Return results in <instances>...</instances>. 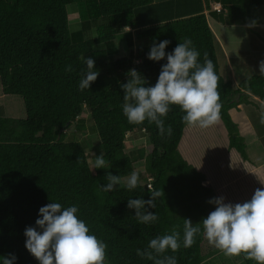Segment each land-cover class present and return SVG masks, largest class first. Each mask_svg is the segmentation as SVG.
<instances>
[{"label":"trees","instance_id":"1","mask_svg":"<svg viewBox=\"0 0 264 264\" xmlns=\"http://www.w3.org/2000/svg\"><path fill=\"white\" fill-rule=\"evenodd\" d=\"M70 4L78 10V30L70 29L66 11ZM215 4L220 11L213 9ZM208 17L223 26H248L255 20L253 27H262L264 0H0V92L19 96L25 109V118L15 119L6 117L0 106V264L9 254L16 257L14 264H39L25 248L24 231L36 227L35 221L42 218L39 209L51 202L78 206L77 215L90 234L108 246L106 264H154L136 250L146 249L151 239L170 234L177 225L181 247L164 253L174 255L177 264H209L224 254L209 244L202 225L195 244L183 247V219L195 225L208 216V206L215 208L208 202L207 208L201 204L215 197L214 191L178 151L188 126L182 120L185 113L178 105L170 106L164 121L173 132L162 137L154 122L130 123L122 109L121 85L130 79L129 71L136 70L145 80L143 86L151 87L167 63L166 57L147 58L153 43L170 41L165 52L171 53L187 37L200 53L199 62L203 64L208 53L215 65L228 148L247 160L244 138L230 115V110L244 106L264 150V72L237 79L234 88L220 73ZM256 34L258 40L261 35ZM258 48L255 44L253 50ZM120 52L126 55L114 59ZM84 57L94 59L99 75L89 89L79 90L87 71ZM69 65L70 72L66 71ZM83 111L100 144L95 156L103 155L107 169H93L86 145L77 140L88 130ZM139 133L147 136L148 154L143 148L126 151L127 137ZM139 161L144 162V174L135 189L117 186L105 192L100 188L107 184V173L122 179ZM153 189L164 193L156 199L155 209L148 208L159 219L143 224L127 202L148 200ZM246 257L240 254L243 264H257Z\"/></svg>","mask_w":264,"mask_h":264},{"label":"clouds","instance_id":"2","mask_svg":"<svg viewBox=\"0 0 264 264\" xmlns=\"http://www.w3.org/2000/svg\"><path fill=\"white\" fill-rule=\"evenodd\" d=\"M218 5L215 4L214 7ZM213 7V9H214ZM215 10V9H214ZM253 20L248 26L253 27ZM129 30V29H128ZM127 30V31H128ZM170 41L155 42L147 58L152 61L167 59L154 86L144 87L145 80L136 70H130V79L121 85L124 92L123 113L130 123L141 124L145 120L155 123L160 135L171 136V125L165 126L164 118L171 105H178L183 113L182 120L190 126L208 128L221 119V95L218 89L219 77L215 65L208 53H204V62H199L200 53L190 38H184L171 53L165 49ZM87 71L79 82V90L89 89L99 72L94 70L95 61L83 58ZM66 71H72L71 65ZM260 71L264 72V61L260 62ZM264 123V118L261 120ZM94 157L93 169H107L108 162L103 155ZM107 184L100 186L105 192H112L121 184L118 175L106 174ZM139 173L132 172L126 187L133 190L138 186ZM151 198L128 199L127 206L135 209V218L143 224L158 221L155 201L164 197L162 189L150 190ZM209 204L215 205L201 222L192 223L183 219V247L195 244V237L203 227L204 236L209 244L224 251L228 256H239L242 252L257 264H264V188H257L251 199L244 203H225L224 197L212 198ZM147 206V207H146ZM79 208L73 204L63 207L61 203L51 202L39 209L36 227H26L25 248L39 261V264H106L107 244L90 234L85 221L78 217ZM40 229V231L37 230ZM175 226L170 234L157 235L151 239L144 250L137 249L136 254L154 264H177L176 257L164 255L168 250L173 253L181 247V236ZM16 257L9 254L2 258V264H14Z\"/></svg>","mask_w":264,"mask_h":264},{"label":"rangeland","instance_id":"3","mask_svg":"<svg viewBox=\"0 0 264 264\" xmlns=\"http://www.w3.org/2000/svg\"><path fill=\"white\" fill-rule=\"evenodd\" d=\"M66 11L70 29L78 30L80 27V19L77 7L75 4L67 5ZM208 22L209 27L214 34V48L220 73L225 79L229 78L232 81L234 88L238 82L237 79H245L251 75H260L262 73L260 71V62L264 61V42L262 40L264 39V26H259L257 28L245 25L223 26L213 19H209V17ZM255 29L256 32L261 35L258 40L257 34L254 32ZM255 44L260 47L258 48L259 51L253 50ZM118 47L120 50L122 49L120 40H118ZM125 55V52H120L119 55L114 56V59L124 57ZM233 69L237 72V76H234L235 72ZM254 100L258 99L254 98ZM0 106L3 107L6 117L15 119L25 118L23 101L19 96L3 95L0 92ZM261 107L264 110V103H261ZM247 111H249L247 108L240 106L239 110H232L231 118L238 122V129L240 130L239 133L244 138L247 147L246 152L249 162L259 165L258 167H263L262 163H264V150L254 134V130L248 120ZM81 117L86 120V127L88 130L81 133V135H78L77 140L86 145L85 151L88 163H92L94 159L92 156H95L97 149H100V144L96 134L91 132L92 122L89 119L88 114L83 111ZM184 129L183 134L185 133V136L183 140L184 143L186 141V144L188 145L187 151H185L187 153H185V155L188 157L189 155L194 157V159L201 164L203 162L204 164L208 163V165H213L214 171L220 169L221 163L219 156H221L222 149L225 145L224 140L226 136L224 135V131L226 129L222 121L220 120L217 124L208 128H201L198 125H188ZM69 130L72 131L73 127ZM140 148H143L146 154L150 152L151 147L147 140V136L143 133L136 134L135 136H133V134L129 135L126 139V151L138 150ZM234 155L238 156V161L242 163L241 160L243 159H241L237 153H234ZM133 167V172H138L140 176L144 174L143 161L135 163ZM129 176L122 178L121 184L117 186L126 187ZM139 183H142L140 178ZM255 187L256 188H253L254 191L257 188H264V186ZM212 198L215 197L212 196L210 199ZM210 199L207 200L206 198L200 202L206 207V204ZM250 199L251 198L244 201H248ZM240 203H242L241 200ZM214 210V207L208 206L207 212L209 214ZM208 262H210L209 264H243L240 255L228 256L225 253L223 255L216 256V258L211 259Z\"/></svg>","mask_w":264,"mask_h":264},{"label":"crops","instance_id":"4","mask_svg":"<svg viewBox=\"0 0 264 264\" xmlns=\"http://www.w3.org/2000/svg\"><path fill=\"white\" fill-rule=\"evenodd\" d=\"M232 110H230V115ZM234 122L238 125L236 120ZM224 135H226L224 140L225 145L222 149L221 156H219L221 167L217 171H214L213 165H208V163L204 164L203 162L201 164L194 157L185 155L188 147L186 141L184 143L183 140L185 133L178 144V151L190 165L206 177L216 198L223 196L225 203L236 204L238 202L240 203V200L244 203L246 202L244 200L251 198L254 194L253 188H256L255 186H264V163H262L263 167H258L259 165L249 162L248 158L245 161L241 160L242 163H240L237 159L238 156L234 155L237 152L228 148V135L226 130L224 131ZM237 155L239 154L237 153Z\"/></svg>","mask_w":264,"mask_h":264},{"label":"built area","instance_id":"5","mask_svg":"<svg viewBox=\"0 0 264 264\" xmlns=\"http://www.w3.org/2000/svg\"><path fill=\"white\" fill-rule=\"evenodd\" d=\"M214 9H215L216 11H220V10H221V7H220L219 5H216V6L214 7Z\"/></svg>","mask_w":264,"mask_h":264}]
</instances>
